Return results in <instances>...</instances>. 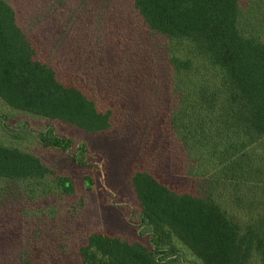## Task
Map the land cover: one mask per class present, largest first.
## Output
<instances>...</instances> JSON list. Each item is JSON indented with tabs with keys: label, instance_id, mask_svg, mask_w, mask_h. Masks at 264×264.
I'll list each match as a JSON object with an SVG mask.
<instances>
[{
	"label": "trees",
	"instance_id": "trees-1",
	"mask_svg": "<svg viewBox=\"0 0 264 264\" xmlns=\"http://www.w3.org/2000/svg\"><path fill=\"white\" fill-rule=\"evenodd\" d=\"M130 7L166 46L176 94L170 129L185 152L188 175L202 180V194L177 193L145 170L133 172L129 182L150 249L92 233L79 248L80 263L175 264L182 259L180 244L201 264H264V212L239 240L222 207L228 193L234 200L243 189L264 195V0H246L244 7L240 0H130ZM0 99L13 110L91 134L113 124L111 109L38 59L6 0H0ZM37 136L43 147L71 150V140L53 129ZM79 152L87 153L85 145ZM78 153L71 159L81 165ZM15 185L29 200L75 191L70 178L52 173L36 156L0 145V191Z\"/></svg>",
	"mask_w": 264,
	"mask_h": 264
},
{
	"label": "rangeland",
	"instance_id": "rangeland-1",
	"mask_svg": "<svg viewBox=\"0 0 264 264\" xmlns=\"http://www.w3.org/2000/svg\"><path fill=\"white\" fill-rule=\"evenodd\" d=\"M17 13L39 60L64 83L76 84L111 109L113 124L91 134L60 120L16 111L0 99V145L41 160L70 178L74 195L29 200L22 187L0 191V264H81L79 248L92 233L119 237L150 249L140 206L130 185L145 170L177 193L202 194L201 179L188 175V160L170 129L176 94L162 40L148 34L130 0H6ZM246 0H240L245 6ZM53 129L71 150L43 147L39 132ZM87 153L83 156L81 146ZM78 153L81 165L71 155ZM86 182H89L86 184ZM3 189V186H0ZM224 195L222 203L240 240L264 212V195ZM175 264H201L182 245Z\"/></svg>",
	"mask_w": 264,
	"mask_h": 264
}]
</instances>
